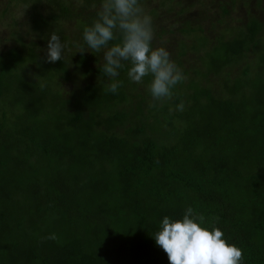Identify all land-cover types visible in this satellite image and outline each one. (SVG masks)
I'll list each match as a JSON object with an SVG mask.
<instances>
[{"label":"trees","instance_id":"1","mask_svg":"<svg viewBox=\"0 0 264 264\" xmlns=\"http://www.w3.org/2000/svg\"><path fill=\"white\" fill-rule=\"evenodd\" d=\"M20 1L32 6L38 36L73 16L61 0H47L46 15L36 9L42 0ZM98 14L78 24L84 46V29ZM263 32L264 23L249 20L193 69L217 75L251 51L252 75L245 66L223 80V96L191 78L171 89V105L184 109L169 113L151 99V122L139 104L101 116L125 101L120 86L113 93L110 85L86 84L67 97L51 90L54 76L67 78L66 61L47 62L35 42L19 40L0 56V264H169L154 236L164 216L182 218L188 207L243 250L241 264H264ZM115 37L108 46L122 40L118 29ZM204 44L200 37L190 49ZM29 63L42 80L25 74ZM96 73L106 75L104 67Z\"/></svg>","mask_w":264,"mask_h":264},{"label":"rangeland","instance_id":"2","mask_svg":"<svg viewBox=\"0 0 264 264\" xmlns=\"http://www.w3.org/2000/svg\"><path fill=\"white\" fill-rule=\"evenodd\" d=\"M72 17L62 18L50 23L45 29L43 36L31 32L30 15L33 8L30 4H24L20 0H0V56L19 44L35 42L36 51L46 56L47 42L50 34L55 32L59 35L61 42L65 44L62 57L66 61L68 76L66 79L54 76L50 81L49 88L59 92L63 97L80 90L86 84H100L108 86L113 82H119V86L125 94V101L115 102L110 109L100 110L101 116L114 110H125L133 112L139 104L142 107L145 120L152 121L147 114V109L154 99L149 91L151 82L143 78L142 83H136L128 77L127 73L131 67L130 62L124 61L125 80L120 83L116 77L108 74L100 76L96 73L98 68L104 67L103 53L106 49L93 52L88 46L81 44L78 24L84 21L92 11H101L104 0H61ZM89 2V3H88ZM143 14L151 17L153 30V47H165L170 52V59L182 70L186 77L182 82L175 85L176 88H185L191 78L197 79L200 85L208 86L216 94L223 96V80L230 81L241 75V70L248 66L252 75L255 70L257 55L247 52L246 55L226 65L217 75H206L201 77L193 69H202L201 57L204 51L216 44L219 39H231L237 35L239 29L251 19L264 23V0H138ZM46 15L51 7L47 0L40 1L36 8ZM79 13V14H77ZM191 29V30H189ZM202 37L205 40L204 48L192 50L191 45L197 43ZM264 42V32L261 34ZM121 42V41H120ZM119 43V42H118ZM110 47V46H109ZM80 49L86 50L83 53ZM183 51V53H181ZM84 57L87 63L81 66L79 57ZM119 69V74H120ZM25 74H30L34 80H42L40 73H36L35 65L29 63ZM188 92V91H186ZM172 98V96H171ZM171 98L156 100L158 105L166 104L169 113L176 112L177 107L171 105ZM130 123L125 121L122 125H116L113 129L116 135L123 133V128ZM148 132L149 130L146 129Z\"/></svg>","mask_w":264,"mask_h":264},{"label":"clouds","instance_id":"3","mask_svg":"<svg viewBox=\"0 0 264 264\" xmlns=\"http://www.w3.org/2000/svg\"><path fill=\"white\" fill-rule=\"evenodd\" d=\"M98 16L84 29L83 39L93 52L106 49L103 53L105 73L110 77L119 76L118 70L128 61L130 80L142 83L144 77L151 75L152 97L156 100L171 98V89L186 77L170 59L165 47L152 46L151 17L143 14L138 0H104ZM117 29L122 33V40L109 47ZM64 48L59 35L52 32L47 42L46 61L61 60ZM118 87L119 82H113L109 91L115 93ZM177 108L182 111L184 104ZM203 224L204 216L194 213L192 207L187 208L182 218L163 217L154 239L167 254L169 264H241L243 250L229 243L219 227L209 229ZM47 239L55 240L56 235L50 234Z\"/></svg>","mask_w":264,"mask_h":264}]
</instances>
